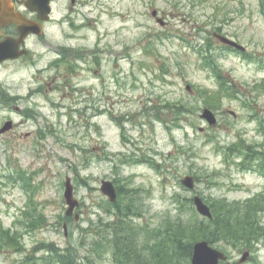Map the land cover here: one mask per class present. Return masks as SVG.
<instances>
[{"label":"rangeland","instance_id":"1","mask_svg":"<svg viewBox=\"0 0 264 264\" xmlns=\"http://www.w3.org/2000/svg\"><path fill=\"white\" fill-rule=\"evenodd\" d=\"M153 10L164 25L152 17ZM216 34L241 43L258 59L264 54V0H80L73 8L66 0L53 4L43 34L29 41L28 61L8 62L0 69L3 91L12 93L3 92L0 121L10 117L19 124L16 137L0 136V227L16 232L26 253L39 256L44 251H36V245L53 242V258L115 264L114 256L119 264L115 234L108 226L116 206L100 191L102 179L120 188L118 205L133 200L140 211L130 216L134 229L143 228L142 236L130 233L139 246L153 232L158 238L165 221L175 220L195 193L210 201L209 195L233 201L244 200L245 189L260 191L262 178L238 170L222 146L240 135L247 144L264 142L251 121L253 116L264 119V96L252 88L260 89L254 80L264 77V59L258 64L226 52ZM95 39L98 51L113 62L105 74L113 77L107 85L113 95L108 89V101L93 105L90 95L80 98L78 91L59 86L57 76L64 73L58 57L63 47L74 56ZM200 45L208 51L205 60ZM210 66L227 74L231 86L218 87ZM118 82L123 88H115ZM101 89L98 85L97 95ZM237 89L255 97L254 110L245 106L241 92L235 99ZM205 106L216 112L213 127L200 119ZM16 169L28 174L29 193L7 178ZM187 174L198 178L193 192L180 185ZM67 176L78 200L69 215L63 197ZM257 218L264 221L262 215ZM214 245L234 264H264V239L252 246L244 263H239L238 242ZM23 255L13 247L0 248V264H18Z\"/></svg>","mask_w":264,"mask_h":264},{"label":"trees","instance_id":"2","mask_svg":"<svg viewBox=\"0 0 264 264\" xmlns=\"http://www.w3.org/2000/svg\"><path fill=\"white\" fill-rule=\"evenodd\" d=\"M199 53L201 58L207 59V51L205 49ZM175 106L183 105L177 104ZM18 178L24 180V175ZM118 189L120 190V188ZM131 192L136 193L133 189H131ZM213 204L210 205L213 211V218L201 219L192 207L191 198H186L185 208L176 213L177 217L175 220L168 218L165 221V226L159 232L160 236L159 233L158 238L155 235V239L151 240V244L149 238L154 237L153 232L146 241H143L142 246H139L136 237L131 239L130 233L133 232L135 236L139 233L142 236L143 228L135 226L136 228L134 229L130 216L139 215L140 211L133 200L124 201L122 205H118L116 202L114 204L116 207L113 220L108 226L112 227L115 234L113 248L115 254L119 257V264H188L192 245L198 239H206L211 244L220 240L232 241L234 244L238 240L240 250V248L248 247L250 238L262 231L260 230L262 227L256 217L247 211L243 212V209L235 205V203L213 201ZM187 209L191 212H187ZM105 226L107 225L105 224ZM9 230V228L3 230L0 227V248L8 249L13 247L18 252L25 251L23 245L21 246L19 243L20 239H17V237L19 238L18 234L11 230L14 234L10 233ZM56 257L58 258L50 257L45 259L43 264H77L74 258L59 257V255ZM113 259L116 264L114 256ZM34 261L33 252L25 253L22 259L18 261V264H35Z\"/></svg>","mask_w":264,"mask_h":264},{"label":"flooded vegetation","instance_id":"3","mask_svg":"<svg viewBox=\"0 0 264 264\" xmlns=\"http://www.w3.org/2000/svg\"><path fill=\"white\" fill-rule=\"evenodd\" d=\"M60 0H53L50 2L51 5L59 2ZM2 3L4 4V7L7 8V10H13V11H19L21 12L24 16H26L30 20H37V12L36 11H31L29 10V0H0V7H2ZM80 0H66V4L70 6V8H73L76 4H79ZM8 11V12H9ZM19 33L17 30V25L15 23H5L2 24V21H0V44L2 41L5 39L13 40V39H18ZM34 38H38L37 36L33 34H29L22 43H20L19 47L17 50L19 51L20 49H26V52L24 55L15 58V59H10V60H5L2 63H0V69L3 68L8 62H19V61H28V59L31 57V49L29 47V41L33 40ZM94 44L88 48L87 46H81L78 48V50H75L74 56H72L73 52L69 51L71 49L65 47L63 50L59 52V59H60V64L62 65L63 69L62 71L64 73H60V76H57L58 78V84L59 86H64L65 88L71 89L73 91H78L81 96H87L90 95L91 100H93V105L98 101L102 100L104 103L108 101V89L111 90L110 94L111 96L113 95V88L108 87V84L113 83V77L111 79L107 78L105 74L109 73L112 69L113 62L110 60L111 58H106L105 54L106 52L98 51L97 49V40L95 39ZM221 46L223 47V50H226V52H231L232 54H236V56L242 57L243 59H246V61H255L259 64V60L264 59V54L260 57H257L258 59H250L252 57V54L249 52H246V48L244 50H238L233 47H230L226 44L220 43ZM108 54H110L108 52ZM123 57H126L125 55ZM248 61V62H249ZM264 62V61H263ZM264 69V68H261ZM67 72H71L76 75L77 78H70ZM85 73L86 76L83 79H80L79 77ZM89 80V82H88ZM102 85L103 92L101 94V91L99 92L100 94L97 95V86ZM115 88H123L124 84L122 83H116ZM254 85H257L260 87V89L254 88V90H258L262 92L258 96H264V77L262 78H256L254 80ZM3 82L1 81L0 78V101L2 98H4L5 94L8 93L12 95L11 92H5L3 91ZM127 89V88H126ZM246 89V90H245ZM90 91V94H85L84 91ZM248 89L244 88V92L248 94ZM241 94H244L243 91H240ZM251 93V92H250ZM245 95L246 101H248L247 107H250L252 110L255 109V102L251 103V101H254L255 99L254 96L250 95ZM250 104V105H248ZM0 106L2 108L1 102ZM15 109H19L16 105L13 106ZM7 121H12L11 128L9 130H6L4 132H0V136H9V135H14V137L17 136V134H13L14 131L18 128L19 124L14 123V121L10 117H3L2 120L0 121V130L3 127V125ZM251 121L255 124V131L257 132L258 135H260L262 138L264 137V119L263 118H258L257 116H253L251 118ZM22 132V131H21ZM22 135V133H20ZM26 137H29V131H26V134L24 135ZM256 151L252 153L249 157V159L257 160V162H250L246 163L243 162L240 166L241 169H244L245 171L249 172H256V170H264V146H258L257 148H251L250 151ZM241 160V159H240ZM264 178V176L262 177ZM257 191V190H256ZM260 194L262 198H264V184L261 185L260 192H251L247 194V196L255 195V194Z\"/></svg>","mask_w":264,"mask_h":264},{"label":"water","instance_id":"4","mask_svg":"<svg viewBox=\"0 0 264 264\" xmlns=\"http://www.w3.org/2000/svg\"><path fill=\"white\" fill-rule=\"evenodd\" d=\"M49 1L50 0H29V9L38 12L37 18L40 21H47L49 19V13L51 11ZM1 11L2 12L0 14L2 24L9 22L16 23L18 25L17 29L20 37L18 39L3 41L0 44V62L5 59L16 58L23 54L24 51L22 50L17 52L16 47L19 46V44L22 42V39L29 33H34L36 35H40L42 33L40 22L28 20L20 13L8 15L5 10L1 9ZM221 40L225 43L239 47L236 43L229 41L224 37H221ZM187 89H189L188 86ZM200 116L201 118L208 121L209 124H214L216 121L214 114L208 108H204ZM10 126V122H7L3 127V130L9 129ZM181 183L190 189L194 187V179L192 176H185L183 179H181ZM100 189L103 194L109 197L110 201H114L116 199V192L111 181L102 180ZM64 197L69 205L67 213L70 214L73 208L77 205V201L73 199V188L69 178H67L65 182ZM193 200L198 212H200L202 215L211 217L209 207L199 196H194ZM247 255L248 253L245 252L241 258V261H244ZM226 258L227 256L223 252L211 247L207 241L201 240L196 242L193 246L191 264H219L220 260H226Z\"/></svg>","mask_w":264,"mask_h":264}]
</instances>
